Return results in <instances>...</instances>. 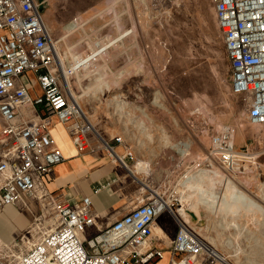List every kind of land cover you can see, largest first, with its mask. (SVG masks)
<instances>
[{
  "label": "rangeland",
  "instance_id": "rangeland-1",
  "mask_svg": "<svg viewBox=\"0 0 264 264\" xmlns=\"http://www.w3.org/2000/svg\"><path fill=\"white\" fill-rule=\"evenodd\" d=\"M110 1L53 0L44 16L60 53V74L68 77L99 138L90 135L113 147L117 143L111 140L122 137L125 151L134 154L126 164L144 162L174 212L183 207L181 197L192 192L187 185L204 177L201 189L211 197L192 192L206 202L194 198L184 203L198 205L196 212L188 210L189 226L230 264H264V129L250 122L247 104L232 91L212 1ZM202 1L206 10H200ZM61 85L65 88L63 78ZM226 127L234 130L233 142L242 155L233 170L222 168L212 153L213 138ZM227 180L261 206L244 209V198H239L218 211ZM39 206L31 227L41 213L48 227L52 215ZM21 237L15 243L25 248ZM202 260L193 264H211Z\"/></svg>",
  "mask_w": 264,
  "mask_h": 264
},
{
  "label": "built area",
  "instance_id": "built-area-1",
  "mask_svg": "<svg viewBox=\"0 0 264 264\" xmlns=\"http://www.w3.org/2000/svg\"><path fill=\"white\" fill-rule=\"evenodd\" d=\"M50 1L0 0V117L5 122L0 127V210L30 198L52 215L50 226L41 213L35 227L22 235L25 248L0 240V264H152L163 255L151 238L155 220L167 212L164 194L154 191L147 202L99 229L100 215L89 197L60 201L46 188L47 177L64 161L52 134L54 119L81 152L90 149V134L98 136L70 89L61 85L56 43L44 18ZM211 1L232 91L247 104L250 122L264 129V0ZM233 133L226 127L212 141V153L225 170L235 169L242 158ZM114 141L124 146L122 137ZM101 142L112 161L126 165V158H134L130 149L121 157L116 147ZM177 222L172 263L212 262L211 247L188 222ZM93 228L97 233H91ZM31 229L40 233L36 241Z\"/></svg>",
  "mask_w": 264,
  "mask_h": 264
},
{
  "label": "crops",
  "instance_id": "crops-1",
  "mask_svg": "<svg viewBox=\"0 0 264 264\" xmlns=\"http://www.w3.org/2000/svg\"><path fill=\"white\" fill-rule=\"evenodd\" d=\"M4 123L0 117V127ZM52 134L63 153L64 161L56 165L52 174L47 177L46 188L60 201H76L89 197L93 209L100 215L97 221L99 229L114 224L134 208L147 202L160 187V180L151 172L145 174L146 179H134L122 164L111 160L101 140H96L93 135L89 136L90 149L81 152L65 126L55 119ZM116 147L121 154L126 150L120 145ZM144 187H147L145 192L142 191ZM39 211V203L30 198H25V202L19 205L1 209L0 240L7 245H15L33 225ZM177 232L178 222L171 213L164 212L158 216L154 222L151 244L161 249L163 255L152 264H173L172 245ZM91 233H97V229L93 228Z\"/></svg>",
  "mask_w": 264,
  "mask_h": 264
},
{
  "label": "bare ground",
  "instance_id": "bare-ground-1",
  "mask_svg": "<svg viewBox=\"0 0 264 264\" xmlns=\"http://www.w3.org/2000/svg\"><path fill=\"white\" fill-rule=\"evenodd\" d=\"M53 0H51L50 1V4H51V2H52ZM113 1V0H112ZM55 2V1H54ZM54 2H52V3H54ZM109 2H111L110 0H109ZM197 3V2H196ZM50 6V5H49ZM198 7V6H197ZM199 7H200V10H206L207 9V5H206V3L204 2V1H202V2H200V4H199ZM45 16V15H44ZM46 17V16H45ZM44 17V18H45ZM45 22H46V24H47V26H48V28H49V30H51V27H50V25L48 24V22L46 21V18H45ZM52 26V25H51ZM57 53H59V52H57ZM60 54V53H59ZM58 54V56H59V59H60V55ZM65 68V67H64ZM62 71V70H61ZM64 72V71H63ZM68 74V73H67ZM66 75V74H65ZM62 78H63V83H64V85H65V87H66V89H70V91H71V95L79 102V100H78V98H77V96H76V94L74 93V91L72 90V87H71V85H70V82L68 81V77L66 78V76L64 77V73L62 74ZM24 110V112H28L27 110V108H25V109H23ZM207 111V110H206ZM243 113V112H242ZM91 124H92V121H91ZM62 125V124H61ZM93 125V124H92ZM256 126H259V125H256ZM238 129H240L239 131L240 132H242V134H244V126L242 125V124H238ZM97 131V130H96ZM98 133V132H97ZM99 137V136H98ZM102 140L104 139V138H101ZM104 142H107L105 139H104ZM100 143V142H99ZM186 146V145H185ZM187 147V146H186ZM118 153V155H120L119 154V152H117ZM121 156V155H120ZM122 157V156H121ZM114 161V163L116 162V160H113ZM127 165V164H126ZM122 165L123 167H124V169H126L129 173H131V175H133L136 179H139L140 177H139V175H141V174H146V171H145V169H146V165H145V163L144 162H142V161H138L133 167H130L129 165ZM237 168V167H236ZM235 171V170H234ZM212 172V171H211ZM214 172V171H213ZM212 172V173H213ZM215 173V172H214ZM222 173V171L221 172H218L217 174L218 175H220ZM216 174V173H215ZM216 174V175H217ZM224 174V173H223ZM204 176V175H203ZM222 176V175H221ZM201 177V176H200ZM199 177V178H200ZM198 178V179H199ZM204 178V177H203ZM202 178V179H203ZM202 179L200 180L201 182H202ZM226 179H227V177H226ZM188 180H190V179H188ZM200 181H193L192 183H190L191 182V180H190V182L189 183H187V184H192V186H189V185H187L186 184V182H184L188 187H189V190L190 191H192L193 193H195V194H197V192L198 193H202V194H205V196L206 197H211V193H209V192H207L206 191V189L204 190H202L201 189V183H200ZM205 181V180H204ZM204 183V182H203ZM204 184H206V183H204ZM203 184V185H204ZM184 185V184H183ZM195 189H197V191H194ZM142 190H143V192H145V191H147V187H144V188H142ZM246 189H243V188H240L239 186H237L236 184H234L231 180H227V184H226V193H225V195H224V197L221 199V200H219L220 201V204H219V209H218V211L220 210V211H222V212H224V208L226 207V208H228L227 206L229 205V203H232L233 201H236V202H233V203H237V202H239V198H240V200L242 199V198H244V203L242 204V207H244V209H247V210H250V209H252V208H254V207H257V206H261V205H259L249 194H247L246 193V191H245ZM158 192V191H157ZM191 192V193H192ZM191 193H189L190 195H183L181 198H183L184 199V203L185 202H188V201H190L191 199H196V200H198L197 201V203H201L202 201L203 202H206L205 200H204V198H201L202 199V201L201 200H199L198 199V197L196 196V195H194L193 193L191 194ZM182 200V199H181ZM183 201V200H182ZM166 202V207H167V212H169V210H170V213L176 218V219H179V220H182V221H185V222H188V220H189V218H190V216H189V214H188V210L189 211H192V212H196L197 211V208H198V205H196V206H190V204L188 205V206H186L184 203H183V207L182 208H179V209H177V211H175L174 212V209H173V207L171 206V204H170V200H166L165 201ZM231 205V204H230ZM182 206V205H181ZM232 206V205H231ZM231 206H230V208H231ZM233 207V206H232ZM220 208H222L223 210H221ZM257 209V208H256ZM262 209V208H261ZM226 210H228V209H226ZM233 210H234V208H233ZM260 210V209H259ZM229 211V210H228ZM230 212V211H229ZM261 212V211H260ZM233 224V223H232ZM231 224V226H233ZM234 225H236L237 226V223H235ZM243 237V236H242ZM245 237V236H244ZM251 238V237H250ZM248 239V238H247ZM231 244V243H230ZM229 244V245H230ZM262 244V243H261ZM228 245V247H231V246H229ZM212 251H211V258L213 259L212 260V262H209V263H211V264H216V263H214V261L215 262H218L217 264H230L229 262H228V256H226L225 254H223V253H220V252H218L217 250H215V249H212V248H210ZM236 253V252H235ZM238 253V252H237ZM242 253H244V251H242ZM241 253V254H242ZM256 254V253H255ZM260 255V254H259ZM236 256H238V255H236ZM239 257H240V255H239ZM238 257V258H239ZM237 261V260H236ZM235 261V262H236ZM233 264V263H232ZM251 264V263H250Z\"/></svg>",
  "mask_w": 264,
  "mask_h": 264
}]
</instances>
